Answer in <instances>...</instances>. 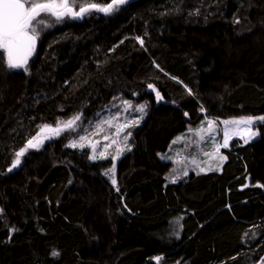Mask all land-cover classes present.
Instances as JSON below:
<instances>
[{"label": "trees", "instance_id": "obj_1", "mask_svg": "<svg viewBox=\"0 0 264 264\" xmlns=\"http://www.w3.org/2000/svg\"><path fill=\"white\" fill-rule=\"evenodd\" d=\"M71 19L42 31L26 69L0 49V264H258L264 120L256 139L228 143L220 170L171 182L159 154L204 113L264 117V0H132ZM116 94L150 110L115 185L110 160L60 138L8 171L40 122L88 119Z\"/></svg>", "mask_w": 264, "mask_h": 264}, {"label": "rangeland", "instance_id": "obj_2", "mask_svg": "<svg viewBox=\"0 0 264 264\" xmlns=\"http://www.w3.org/2000/svg\"><path fill=\"white\" fill-rule=\"evenodd\" d=\"M38 2H43V0H38ZM74 8L77 10L76 7ZM40 18L45 20V24L41 25L35 22L33 24V27L36 29V41L32 55L28 58V63L38 47L42 31L50 27L61 25L71 19L69 17L61 21H56L55 17L43 14ZM28 63L22 68H17V70L26 69ZM154 66H156L155 63ZM175 81L178 82L177 80ZM149 86H147V88ZM182 87L187 91L183 84ZM152 88L153 91L159 93L158 87L152 86ZM187 92L192 95L189 90ZM125 101H127L128 104H125ZM140 106H143L142 112L137 110ZM149 110L150 105L144 100L139 99L138 96L129 99L116 94L111 102L102 106L88 119L80 113H74L69 117L56 118L52 122L47 120L40 122L36 133L25 140L22 149H24V152L28 149H41L47 142L57 138L64 139L66 146L73 142L77 144L82 143L85 145L83 148L88 150L90 157L95 156V159L110 160V163L103 170V176L112 183V179H116V165L120 157L131 149L130 141L133 132L145 120ZM76 116H79L80 119L75 122L73 128L71 130L62 131L59 136H54L47 130L41 131L44 125L55 128L59 122L60 125L63 126L65 122L72 120ZM261 117L263 116L242 115L218 119L204 113L199 121L188 124L185 131L177 134L172 139L167 150L159 154L160 159L171 163V169L167 174L168 181L173 182L184 179L190 172L202 173L220 170L227 158L223 151L227 148L223 147L226 139L225 132L228 133L227 143L232 139H239L243 143H246L245 141L250 142L257 138V125L261 121V119H259ZM242 118H253V121L251 124L233 123V121H238ZM209 121L213 123L209 125ZM224 121H228L229 123L225 124ZM129 122H132V126L124 128L123 131L117 134L118 127ZM38 133L39 136H37ZM128 133H130V135H128ZM252 133H255V135H252ZM45 135L51 136L52 138L45 140L38 148L27 147V142L33 137L39 139ZM81 136L85 137L83 141L80 140ZM125 136H127V140H125ZM114 140L116 143H113ZM101 154L104 155L102 156ZM112 157H117V159L113 161ZM113 163H115V169L114 171H110V169L113 168ZM262 258H264V256ZM164 260V255H156L149 261L153 264H163ZM258 264H264V261L261 259Z\"/></svg>", "mask_w": 264, "mask_h": 264}, {"label": "snow or ice", "instance_id": "obj_3", "mask_svg": "<svg viewBox=\"0 0 264 264\" xmlns=\"http://www.w3.org/2000/svg\"><path fill=\"white\" fill-rule=\"evenodd\" d=\"M126 3V0H111V3H107L106 6L101 7L96 3H88L86 6H79V11H74L73 7L70 6L69 0H43V2H38V0H0V49L7 53V66L9 69L22 68L28 63V58L32 55L35 47L36 41V29L33 27L34 22L44 25L45 20L43 15H50L55 17L56 21H61L65 18H82L85 14H88L92 10L98 12H103L104 14H111L115 11L118 6ZM40 18V19H38ZM31 33V34H30ZM143 44V41H140ZM3 61V56L0 55V62ZM151 87V85L149 86ZM157 97L159 93L157 92ZM125 104H128L125 101ZM139 111H143V106L138 107ZM80 117L76 116L72 120L65 122L63 126L57 123L55 128L49 125H44L41 131H49L54 136H59L62 131L71 130L77 120ZM264 120V117L259 118ZM253 118H242L238 121H233V123H246L251 124ZM213 122L209 121V125ZM225 124L229 123L224 121ZM132 126V122L125 123L119 126L117 129V134L123 131L124 128ZM130 135V133H128ZM255 135V133H252ZM39 136V133L37 134ZM227 136L228 133L225 132V143L223 147H227ZM51 136L45 135L42 138L33 137L27 142V147L38 148L45 140L51 139ZM85 137L81 136L80 140L83 141ZM107 139V137H106ZM127 140V136H125ZM247 143V141H245ZM113 143H116L114 140ZM69 147L76 148L85 147L84 144H77L75 142L68 145ZM122 151V150H121ZM24 154V149L16 153V160L13 162L12 168H15L20 164V157ZM102 156L104 154H101ZM89 159H95V156L89 157ZM113 161L117 157H112ZM115 163H113V168L110 171H114ZM12 169H9L11 171ZM175 182V181H173ZM113 185L116 184L115 178L112 179ZM53 255L57 253L53 252ZM264 261V258H261Z\"/></svg>", "mask_w": 264, "mask_h": 264}, {"label": "water", "instance_id": "obj_4", "mask_svg": "<svg viewBox=\"0 0 264 264\" xmlns=\"http://www.w3.org/2000/svg\"><path fill=\"white\" fill-rule=\"evenodd\" d=\"M130 1H132V0H126V3H124V4H127V3H129ZM109 3H111V1L109 2ZM71 6V5H70ZM84 6H86V5H84ZM106 6V5H105ZM73 7V6H72ZM102 7V6H101ZM73 10L74 11H79V9H75L74 7H73ZM94 11H96V10H94ZM96 12H98V11H96ZM98 13H101V14H104L103 12H98ZM73 20H81L82 18H72ZM147 91H153V88H152V86L151 87H148L147 88ZM156 96H157V94H156ZM9 169H12V167H10V168H8V171H9ZM13 170V169H12ZM11 170V171H12ZM11 171H9V172H11Z\"/></svg>", "mask_w": 264, "mask_h": 264}]
</instances>
